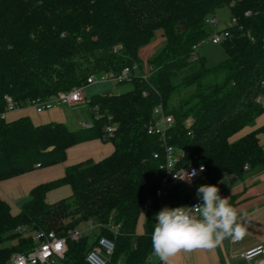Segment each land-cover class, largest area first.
<instances>
[{"label": "trees", "instance_id": "trees-1", "mask_svg": "<svg viewBox=\"0 0 264 264\" xmlns=\"http://www.w3.org/2000/svg\"><path fill=\"white\" fill-rule=\"evenodd\" d=\"M225 7L230 21L236 19L221 31L227 32L221 42L227 58L209 67L194 46L214 31L206 18ZM158 28L165 46L149 60L157 69L149 83L135 79L129 91L92 96L93 127L3 116L6 95L24 108L86 84L92 75L135 62L143 68L139 50ZM263 79L264 0H0V181L63 163L70 147L102 139L109 123L117 126L104 140L113 143L112 154L68 166L62 178L37 185L18 214L0 197V264L30 251L39 230L67 236L92 219L100 225L96 240H69L68 264H87V252L103 236L115 243L108 264H145L156 214H147L143 234L136 228L142 204L155 198L165 160L162 141L146 130L153 107L162 102L173 115L169 143L184 150V165H204L205 177L218 186L230 175L243 178L246 164L264 167V126L234 139L264 113L256 101ZM63 185L72 195L48 203L46 194Z\"/></svg>", "mask_w": 264, "mask_h": 264}, {"label": "crops", "instance_id": "crops-1", "mask_svg": "<svg viewBox=\"0 0 264 264\" xmlns=\"http://www.w3.org/2000/svg\"><path fill=\"white\" fill-rule=\"evenodd\" d=\"M28 116L35 125L59 122L67 126L68 120L66 112L62 107H56L50 111L37 113L36 109L29 105L8 112L5 115L7 121H12L20 117ZM80 123H78L80 127ZM264 126V113L260 115L256 124L252 127H246L234 136L237 139L250 131ZM79 129V128H77ZM73 129V130H77ZM260 144L264 148V133L259 134ZM114 151L113 143L102 139H92L81 142L70 147L67 150V159L49 167H38L33 171L21 174L19 176L0 181V197L12 206V212L18 214L22 207L15 202L30 195L31 190L37 185L62 178L68 166L82 163L87 160L100 161L112 154ZM199 183V185L211 183L205 175L193 180L190 186ZM180 187L171 196L163 199H154L152 210H142L139 217L136 233H144V222L149 212L162 210L164 207L175 208L179 206H190L196 192L185 194ZM220 195L228 197L229 202L234 201V207L239 213V222L244 228V235L241 238H226L221 245L212 250H197L191 253H181L175 257L173 264H263L264 257L258 256L251 261H246L242 254L259 245L264 246V167L248 168L245 170L243 178L230 175L221 180L218 184ZM72 195L70 185H63L46 194L48 203H55L61 199ZM81 230L80 228H78ZM82 231V230H81ZM86 235L85 233L83 234ZM98 236V235H97ZM97 238V237H96ZM96 238L93 240L95 241ZM153 264H161L159 258L153 255L151 257ZM54 264H68L65 259H57Z\"/></svg>", "mask_w": 264, "mask_h": 264}, {"label": "built area", "instance_id": "built-area-1", "mask_svg": "<svg viewBox=\"0 0 264 264\" xmlns=\"http://www.w3.org/2000/svg\"><path fill=\"white\" fill-rule=\"evenodd\" d=\"M248 14V13H246ZM206 24L211 26L214 31L211 34V40L213 43H221L227 32L215 31V27L219 23V19L216 15H211L206 18ZM236 22L233 18L227 25L231 26ZM226 25V26H227ZM204 41L199 42L194 46L196 53L199 48L202 47ZM116 50L120 49V46L115 47ZM195 53V55H196ZM156 67L147 64L141 68L140 64L135 62L131 65L125 66L121 71H107L92 75L87 79V83L81 86L75 87L67 92H59L50 99L42 100L35 99L30 102V105L36 109L37 113H43L50 111L56 107L66 106H77L82 103H86L89 106L90 98L87 100L85 95L86 87L94 84L98 81H116L118 83L130 82L132 83L135 79L145 81L149 83V79L156 72ZM261 86L264 89V79L261 81ZM143 95L146 96L147 92L143 91ZM7 102V110L3 116L8 112L19 109V106L15 103L14 99L10 95L5 96ZM256 101L264 107V92L257 96ZM95 118H100L99 110L97 107L94 108ZM153 119L147 125L146 130L148 134L157 135L162 141L164 147L165 160L160 166L162 170V177L155 191V198L148 197L142 204V210H152V204L154 199H163L169 196L172 187L178 184L187 185L188 182L176 178V176H185V171L191 173L193 170L196 171V176L193 180L203 176L206 172V168L203 165L204 170L200 171L201 165L188 164L184 165L183 160L185 152L183 149H177L169 143V130L174 124V117L164 109L162 102H159L153 107ZM80 127L89 129L93 127V123L81 122ZM116 124L109 123L105 127V134L102 140H107L113 137L116 131ZM155 157H159V154H155ZM39 167V165H38ZM249 166L246 164L244 169L247 170ZM192 180V181H193ZM198 202L197 197H194L190 206ZM161 210L154 211L157 215ZM92 221H90L91 223ZM20 229V227H18ZM117 229V228H116ZM83 232L78 228L71 229L67 236H58L54 231L39 230L33 234L35 240V246L28 252H18L11 256L8 264H54L57 259H65L69 250V240L79 241L83 237ZM234 240V239H232ZM59 245V247H57ZM115 243L113 240L107 237H100L97 243L87 252L86 263L87 264H108L111 255L114 253ZM153 252L148 257L145 264H153L151 257ZM264 257V246L259 245L251 248L242 254V257L246 261H251L255 257ZM264 264V263H263Z\"/></svg>", "mask_w": 264, "mask_h": 264}, {"label": "clouds", "instance_id": "clouds-1", "mask_svg": "<svg viewBox=\"0 0 264 264\" xmlns=\"http://www.w3.org/2000/svg\"><path fill=\"white\" fill-rule=\"evenodd\" d=\"M203 170L201 165L200 171ZM185 173L176 178L191 184L196 171ZM196 197L198 202L192 206L164 207L156 215L151 247L161 264H173L181 253L212 250L226 238L238 239L244 235L237 209L228 197L220 195L217 185H200Z\"/></svg>", "mask_w": 264, "mask_h": 264}, {"label": "rangeland", "instance_id": "rangeland-1", "mask_svg": "<svg viewBox=\"0 0 264 264\" xmlns=\"http://www.w3.org/2000/svg\"><path fill=\"white\" fill-rule=\"evenodd\" d=\"M219 19V23L215 27V31L221 32L226 28V25L230 22V12L227 7L217 10L215 13ZM165 46V38L163 35V30L158 28L155 30L152 39L139 50L140 58L142 59L143 66L149 63L150 58L156 53L160 52ZM196 55H202L205 57L206 64L209 67H213L227 58V53L225 52L223 45L221 43H213L211 40V35L205 40L201 48L197 50ZM133 84L130 82L118 83L116 81H98L94 84L88 85L86 87L85 95L87 100L96 94L104 93H121L129 91L133 88ZM66 112L68 127L71 129L80 128L79 122L93 123V117L91 114V109L86 103L79 104L77 106H61ZM199 183L190 186L182 187L185 194L191 192H196L199 187ZM90 221L82 223L79 227L88 236L89 242H92L98 235L100 225L97 219H92Z\"/></svg>", "mask_w": 264, "mask_h": 264}, {"label": "water", "instance_id": "water-1", "mask_svg": "<svg viewBox=\"0 0 264 264\" xmlns=\"http://www.w3.org/2000/svg\"><path fill=\"white\" fill-rule=\"evenodd\" d=\"M33 197L31 195L28 196H24L20 199H18L15 204L19 207H22L23 205H25L26 203L32 201Z\"/></svg>", "mask_w": 264, "mask_h": 264}, {"label": "snow or ice", "instance_id": "snow-or-ice-1", "mask_svg": "<svg viewBox=\"0 0 264 264\" xmlns=\"http://www.w3.org/2000/svg\"><path fill=\"white\" fill-rule=\"evenodd\" d=\"M57 247H59V245H57Z\"/></svg>", "mask_w": 264, "mask_h": 264}]
</instances>
